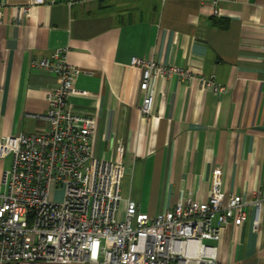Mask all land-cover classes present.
Listing matches in <instances>:
<instances>
[{
    "label": "crops",
    "instance_id": "obj_1",
    "mask_svg": "<svg viewBox=\"0 0 264 264\" xmlns=\"http://www.w3.org/2000/svg\"><path fill=\"white\" fill-rule=\"evenodd\" d=\"M7 0L0 23V138L46 124L58 77L33 66L56 50L81 71L70 98L97 120L93 156L113 161L123 147V200L156 216L192 197L206 201L216 166L223 190L251 201L264 187V0ZM30 6L27 15L20 8ZM134 57L213 77L222 94L178 76L157 83L155 113L140 108ZM12 158L0 160V180ZM122 206H125L123 202ZM221 230L216 264H264V223Z\"/></svg>",
    "mask_w": 264,
    "mask_h": 264
},
{
    "label": "built area",
    "instance_id": "obj_2",
    "mask_svg": "<svg viewBox=\"0 0 264 264\" xmlns=\"http://www.w3.org/2000/svg\"><path fill=\"white\" fill-rule=\"evenodd\" d=\"M199 1L211 3L219 15L220 4L230 0ZM44 3L31 0L30 6ZM6 6L7 0H0V23ZM30 6L20 11L27 15ZM33 66L56 75L58 83L48 93L47 111L31 115L46 128L0 138V160L12 158L0 180V264H216L222 228L245 224L248 207L253 231H259L264 187L249 202L227 194L220 166L213 170L206 201L188 197L150 216L131 198L123 200L124 148H117L113 161L93 156L96 117L77 114L70 104L81 71L68 63L63 50ZM131 66L142 71L140 111L146 117L155 113L162 77L176 75L216 94L226 89L213 77L152 59L134 57ZM59 187L63 198L56 202Z\"/></svg>",
    "mask_w": 264,
    "mask_h": 264
},
{
    "label": "rangeland",
    "instance_id": "obj_3",
    "mask_svg": "<svg viewBox=\"0 0 264 264\" xmlns=\"http://www.w3.org/2000/svg\"><path fill=\"white\" fill-rule=\"evenodd\" d=\"M56 191V202H60L63 198V188L59 187Z\"/></svg>",
    "mask_w": 264,
    "mask_h": 264
}]
</instances>
